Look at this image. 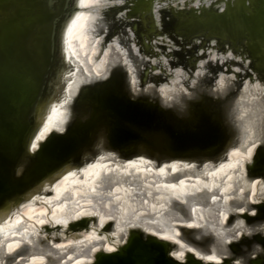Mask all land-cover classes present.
Segmentation results:
<instances>
[{
  "label": "water",
  "instance_id": "95a60500",
  "mask_svg": "<svg viewBox=\"0 0 264 264\" xmlns=\"http://www.w3.org/2000/svg\"><path fill=\"white\" fill-rule=\"evenodd\" d=\"M76 2L0 0V215L20 208L39 185L64 169L80 167L99 146L109 152L108 158L113 162L145 157L154 165L173 161L188 163L192 169L186 172H196L205 164L218 163L230 147L239 145L248 135L246 121L237 117L240 106L234 96L233 131H225L202 105L184 116L174 112L170 102L173 104L175 99L171 101L163 94L159 81L152 80L153 77L141 83L132 69L138 80L132 86L129 71L121 64L119 80L110 75L84 86L82 93L77 94L74 101L78 103L79 116L74 124L68 121L62 131H51L32 150L43 125L45 108L56 96L60 77L68 66L61 36L79 8ZM235 2L245 10L250 0H232L223 8L210 9L214 17L222 18L227 14L225 7L229 12ZM208 9L202 7L200 12L190 15L202 20ZM145 12L146 9L135 11L126 17L133 22ZM147 12L151 15V10ZM248 32L255 33L252 28ZM247 34L237 40L234 49L250 62L252 57L242 47L249 38ZM202 38L201 35L193 37ZM202 41L231 47L224 35H209ZM250 67L255 75L261 74L258 68ZM189 88L188 92L181 88L177 91L187 97ZM211 91L213 100L223 95L214 89ZM261 117L264 122V114ZM255 138L260 145L253 163L246 167L245 180L260 177L264 181V134L257 133ZM246 207L247 216L236 212L229 217L228 230L233 231L243 223L246 233L226 245L231 257L224 258L222 263H206L194 254H189L185 262L179 261L171 254L172 244L136 227L129 231L124 245L113 252L100 250L92 264H264V202L249 203ZM251 211L255 214L251 215ZM154 219L142 217L139 221L158 224ZM84 222L74 225L73 229L84 226ZM53 231L46 228L47 234ZM182 233L188 244L196 247V242L200 244L194 233L184 230Z\"/></svg>",
  "mask_w": 264,
  "mask_h": 264
},
{
  "label": "rangeland",
  "instance_id": "374dc122",
  "mask_svg": "<svg viewBox=\"0 0 264 264\" xmlns=\"http://www.w3.org/2000/svg\"><path fill=\"white\" fill-rule=\"evenodd\" d=\"M127 1L100 0L98 5L92 6L90 9L92 39H94L93 41H99L100 53L97 55L96 61L103 60L107 52L119 56L121 64L131 67L138 73L140 72L139 81L141 83L146 81L147 76L153 77L152 80L154 81H159L162 93L168 95L171 101L175 99L174 104L170 106L174 112L184 116L195 111V107L202 105L218 119L221 128L225 131H233L232 97L234 96V100H238L240 106L237 117L246 121L248 131L246 138L250 140L243 157L249 155L257 142L255 135L261 132L264 134V122L261 117L264 114V0H250L249 7L245 10L239 6L238 2H235L229 12H227L228 7H225L227 14L222 18L214 17L213 10L210 8H223L227 2L232 0H135L141 3L125 12ZM141 4L145 5V15L141 14L137 20L129 22L130 19L126 16L135 11L145 10ZM202 7L209 8L207 13L202 20L200 18L194 19L190 14L200 12ZM80 10L83 9L79 7L76 14ZM149 10H151V15L147 12ZM251 28L255 33L248 32ZM245 34L249 38L242 47L252 57L253 60L250 62L247 59L244 60L243 55L234 49L237 47V40ZM200 35L203 40L209 35H224L232 48L220 46L216 42L207 43L202 39H193V37L200 38ZM87 42L88 40L85 39L83 46L87 45ZM91 52L93 51H90L89 55ZM89 55L88 59L90 60ZM250 65L258 68L261 74L255 75ZM118 69L115 68L111 73L112 79L119 80L120 70ZM188 87L190 88L187 97H182L183 94L177 91L181 88L188 92L186 90ZM210 87L223 93L222 97L218 100L211 99L213 93ZM82 91L83 87L78 94ZM170 103L172 104V102ZM70 107L72 117L69 121L74 124L79 116V106L73 100ZM239 162L243 164V158H240ZM234 165L229 160L220 164H206L202 170L196 171V173L201 175V172L206 171V173L213 175L225 174L227 171L225 169H231ZM117 166V171L114 172H109L111 168L108 166H100L87 183H79L86 188L85 195L95 196L97 192L106 190L111 197H115L118 190L131 187L139 197L137 200L138 208L144 213L136 217L126 218L123 214L121 201L118 198H111L112 215L113 218H116H114V225L110 233H94L88 240L86 239L68 249L61 250L46 241L45 245L55 251L52 255L55 264L64 260H68L67 264H74L72 262L77 263L90 257L97 247L104 245L103 247L111 248L118 240L122 239L121 237L127 233L128 227L132 224L138 223L145 228L176 233L175 225L184 217L175 209L163 210L154 200L153 193L147 192L148 188L166 185L177 188L181 184H187L191 187V190H198L202 188V183L208 180V177L201 178V176H197L194 178L192 171L186 172L187 169H190L187 167H182L179 170L174 168L171 171L172 174L181 172L185 177L183 180L170 182L164 174L159 173L150 166L146 169L125 164ZM169 167L170 164L166 166L167 169ZM103 168L106 169H104L106 173L104 184L95 187L94 185H98L101 180H97L93 184V179L98 176ZM145 173H158L160 178L157 181H152L145 176ZM231 174L232 172L221 179L218 186L207 195V199L199 198L195 201V213L200 215L201 210L202 215L205 216L204 231H210L218 238L219 247L214 254L226 251L223 242L228 240L232 234V230L222 227V222L232 214L226 192ZM245 174L246 170L244 169V174L237 177L234 191L235 199L243 200L246 194L251 192L253 194L257 192V197L260 194L264 195V183H259V189L257 190L258 183L245 180ZM210 179H212V175ZM63 189L56 191V193L61 192ZM254 203L253 200L251 204ZM146 206L151 208L147 209ZM200 206L202 207L200 208ZM100 207L95 204L94 209L91 210L101 211L100 213L105 215V209L101 210ZM243 210L240 209L236 212L241 213L244 212ZM42 213L47 216L46 222H50L48 210L45 209ZM40 215L41 213L37 214L36 217ZM67 215V211L63 209L59 201L58 203H52L50 218L52 217L55 220L60 217L64 218ZM141 216L147 219L155 218L154 220L159 222L158 224H151L150 221L142 223L139 221V218H142ZM29 219L33 218L29 217ZM40 221H43V219L38 218L37 222ZM188 221L190 222V220ZM28 227L31 226L22 222L13 229L0 228V238L14 232L25 233ZM108 234L114 237V241L110 240ZM31 247L35 246L31 245ZM176 251L182 254L184 250L181 246L179 248L177 246L174 253ZM73 258L74 260H72ZM15 262L12 261L11 264ZM0 264H4L1 250Z\"/></svg>",
  "mask_w": 264,
  "mask_h": 264
},
{
  "label": "bare ground",
  "instance_id": "6f19581e",
  "mask_svg": "<svg viewBox=\"0 0 264 264\" xmlns=\"http://www.w3.org/2000/svg\"><path fill=\"white\" fill-rule=\"evenodd\" d=\"M76 3V6L83 10H80L77 14H75L68 25L63 28L61 36L64 48V61L68 66L63 72L64 74L61 76L62 78L60 77L61 83H58L57 91L55 92L56 96L45 108L42 116L43 125L37 134L33 144L35 147L32 146V150L37 149L39 141H43L51 133V131H62L65 128L70 117H72L70 105L82 87L108 78L115 68H119L118 70L120 71L123 69L121 67L122 62L120 57L110 54L109 52L105 54L103 60L99 62L96 61L97 55L100 53L99 41H93L94 39H92L93 37L90 29V9L92 6L98 5L100 0H77ZM85 39L88 40V42L87 45L83 46ZM90 51L93 52L89 55ZM88 55L90 60L88 59ZM123 63L125 62L123 61ZM124 66L129 71V83L132 86L136 85L138 80L136 75L132 73V68L126 66L125 64ZM139 73L137 72L138 75ZM148 78L149 76L146 77V81ZM249 141L250 140L245 137L239 145L230 147L225 157L220 159L218 164L228 162V160L235 164L233 168L225 169L227 170L225 174L213 175L206 173L205 171L201 172L200 175V173L197 174L196 172H193L192 175L194 178L197 176H201V178L208 177V180L202 183V188H199L198 190H191V187L187 184H181L177 188H173L169 185L148 188L147 192L153 193L154 200L157 201L163 210L175 209L181 213L182 217H184V219L176 223V233L163 232L159 229L153 228H145L138 223L132 224L128 227V232L121 237L122 239L118 240L111 248L103 247L104 245L97 247L93 250L90 257L85 258V256V259L80 260L77 263H72L92 264L95 255L100 250L106 252L116 251L117 247L124 245L127 241V234L129 231L136 227H142L143 229H146L147 234L156 236L159 239L172 244L174 246L171 251L172 256L182 262L186 261L189 254H194L197 258L202 259L206 263H222L224 258H230L231 256L227 249L224 253L214 254L219 247L217 243L218 238L214 236L212 232L204 231L205 216L202 215L201 210L200 215L195 213V201L199 198L207 199V195L212 191V189L218 186L221 179L225 175L232 172L229 179V185L226 190L228 196L227 200L232 210V214L236 213V211L240 209H244V212L238 214L242 217L247 216L246 214L249 210L246 205L252 203L253 200L256 204L264 202V195L260 194L261 196L259 195L257 197V192L256 194H253V192L246 194L243 200L235 199L234 191L237 184V177L242 176L247 165L253 163L256 150L260 145L259 141L256 139V145L250 151V154L243 157L245 155L244 151L249 146ZM236 155L238 156L236 157ZM109 156V152L103 150L101 146L97 147L96 152L89 158L85 159L80 167H70L64 169L54 178L39 185L26 198V201L20 208L11 213L6 212L0 215V228L13 229L22 222L31 226L28 227V230L25 233L14 232L0 238V250L4 264H11L12 261H16V264H55L52 257L55 251H53L51 247L45 245L46 241H50V243L56 246L57 249L61 250L68 249L76 243L86 239L88 240V238L94 233H110L112 226L114 225V218H116H113L112 215L113 208L111 206V198H118V200L121 201L123 214L126 218L136 217L139 214L144 213L138 208L137 200L139 197H137L138 195L135 194V191H133L131 187L118 190L115 197H111L109 192L106 190L97 192L95 196H86V188L81 186L79 183H87L94 176L98 167L108 166L111 168L109 172H114L117 171V165H134L137 168L144 169L150 166L156 169L159 173L164 174L170 182L180 181L185 177L181 172L172 174L171 171L174 168L178 170L182 167L192 169L190 164L184 162L173 161L161 165H154L145 157L134 158L126 162H113L108 158ZM240 158H243V164H240ZM169 164L170 167L167 169L166 166ZM104 169L105 168H103L98 176L93 179V184H95L97 180H101L98 185H94L95 187L103 186L106 174V169ZM211 175L212 179H210ZM145 176L152 181H157L160 178L158 173H145ZM247 181L258 183L256 187L257 190L259 189V183H264L260 177L251 178ZM62 188L64 189L61 192L56 193V191H59ZM58 201L59 204L63 206V209L67 211L68 215L64 218L60 217L59 219L54 220L52 217L50 218L51 207L53 202L58 203ZM95 204L101 206V210L103 208L105 209V215H102L100 213L101 211L91 210L94 209L93 207ZM201 207L202 206H200V208ZM146 208L150 209L151 207L146 206ZM45 209L48 210V219H50V222H46L47 216L42 213ZM39 213H41V215L36 217ZM250 214H255V211H251ZM29 217L33 219H29ZM38 218L43 219V221L38 223ZM188 220H190V222ZM228 220L229 218H226L222 222L223 228L230 224ZM81 221H85L84 226L73 229V226L77 225ZM48 227L49 229L51 228L54 230L51 234L46 233V228ZM182 230L197 235L196 238L200 240V244L196 242L197 247L193 244H188L184 238H182ZM244 233H246V229L243 223H241L239 226L234 228L232 234L229 236L230 238L225 240L223 244L226 246L228 243L237 241ZM55 238L58 239L55 240ZM91 238L93 239V237ZM109 238L114 241L113 236L109 235ZM31 245L35 247L30 248ZM177 246L178 248L181 246L182 250H184L182 254H179V251L174 253ZM205 251L208 252L206 253ZM210 256L213 257L212 260L208 259ZM72 260H74V258ZM67 261L68 260H64L62 262L58 261L59 263L57 264H67Z\"/></svg>",
  "mask_w": 264,
  "mask_h": 264
},
{
  "label": "flooded vegetation",
  "instance_id": "af4514ba",
  "mask_svg": "<svg viewBox=\"0 0 264 264\" xmlns=\"http://www.w3.org/2000/svg\"><path fill=\"white\" fill-rule=\"evenodd\" d=\"M138 1H135V0H128L127 1V7L130 9V8H134V6L137 4Z\"/></svg>",
  "mask_w": 264,
  "mask_h": 264
},
{
  "label": "snow or ice",
  "instance_id": "6c2138e0",
  "mask_svg": "<svg viewBox=\"0 0 264 264\" xmlns=\"http://www.w3.org/2000/svg\"><path fill=\"white\" fill-rule=\"evenodd\" d=\"M33 147H35V145H33ZM208 259H209V260H212V259H213V257H211V256H210V257H208Z\"/></svg>",
  "mask_w": 264,
  "mask_h": 264
}]
</instances>
